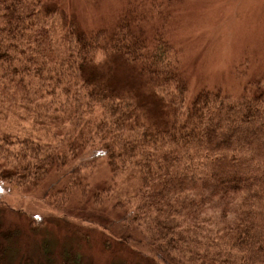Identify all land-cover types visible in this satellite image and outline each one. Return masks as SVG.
Wrapping results in <instances>:
<instances>
[{
    "label": "trees",
    "instance_id": "1",
    "mask_svg": "<svg viewBox=\"0 0 264 264\" xmlns=\"http://www.w3.org/2000/svg\"><path fill=\"white\" fill-rule=\"evenodd\" d=\"M44 2L0 0V184L14 185L13 175L21 182L54 178L45 197L58 196L66 210L72 198L102 204L113 196L116 176L133 171L139 186L130 203L116 197L115 203L123 219L141 229L153 256L165 264H264V83L249 94L201 89L187 97L169 41L147 40L127 20L111 35L101 29L86 37ZM130 29L134 34L127 36ZM98 51L133 66L139 80L147 78L149 91H158L159 110L150 118L138 115L112 83H90L100 66L90 73L86 67ZM122 86L132 97L144 89L127 80ZM21 115L30 124L18 130L13 121ZM59 118L66 129L42 134L43 124ZM142 120L152 126L139 130ZM95 144L103 148L107 178L114 179L105 188L92 187L80 171L81 152ZM60 180L64 185L55 188ZM12 235L0 223V264H9ZM60 264L89 263L65 250Z\"/></svg>",
    "mask_w": 264,
    "mask_h": 264
},
{
    "label": "rangeland",
    "instance_id": "2",
    "mask_svg": "<svg viewBox=\"0 0 264 264\" xmlns=\"http://www.w3.org/2000/svg\"><path fill=\"white\" fill-rule=\"evenodd\" d=\"M43 5L49 12H63L72 20L75 31L85 32L86 37L101 29L106 36L111 35L121 20H127L134 25L133 29L135 26L141 29L145 39L160 37L169 41L180 60L187 97L201 89L233 96L249 94L264 83V0H45ZM133 5L134 11L125 19L121 17ZM138 15L142 20L133 22ZM133 34L130 29L127 36ZM95 66H100L99 77H91L90 83L107 86L112 83L116 93L118 91L123 100L135 104L136 112H144L147 118L151 112H156L158 91L150 92L151 83L145 77L139 80L137 73L132 74L133 66L111 52L101 51L86 68L90 67V73ZM124 80L142 86L143 92L139 89L132 97L124 86L120 87ZM149 103L150 107L143 105ZM24 117L21 115L22 122L15 118L16 129L28 127L30 123ZM150 123L142 120L137 128H149ZM68 126L79 129L74 123ZM41 129L42 134L48 133L50 137V133L66 129V122L59 118L53 124H43ZM51 141L54 140L48 139ZM102 150L100 144H95L81 152L80 171L92 187L100 183L99 188H105L114 180L107 178L106 157L99 154ZM53 180H43L37 175L21 182L13 175L12 187L0 184V223L6 232H14L9 239L12 243L9 264H60L65 250L80 255L89 264H150L143 257L154 264V259L160 261L158 264H165L153 256L147 240L139 236L141 229L129 224L127 217L123 219L122 208L115 203L117 198L125 199L126 205L130 203V196L139 186V178L133 171L126 172L123 177L116 176L115 189L111 190L114 194L103 199L102 204H78L72 198L66 210L60 209L65 205L56 199L58 196L55 199L49 195L45 197ZM64 183L65 180H60L54 187L61 188ZM175 209L180 212L178 207ZM118 231L134 236L139 243L120 238L116 235ZM189 256L195 258L193 252Z\"/></svg>",
    "mask_w": 264,
    "mask_h": 264
}]
</instances>
